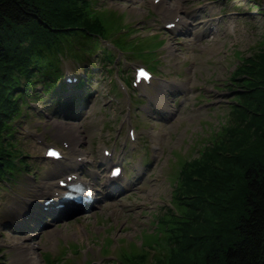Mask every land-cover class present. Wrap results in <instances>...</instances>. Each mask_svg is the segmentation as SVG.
Wrapping results in <instances>:
<instances>
[{
    "label": "rangeland",
    "instance_id": "obj_1",
    "mask_svg": "<svg viewBox=\"0 0 264 264\" xmlns=\"http://www.w3.org/2000/svg\"><path fill=\"white\" fill-rule=\"evenodd\" d=\"M158 3L95 0L109 27L103 35L107 40L100 44L109 48L115 61L106 62L100 50L79 60L59 57L62 80L72 75L84 79L86 72H92L83 85L87 92L82 100L74 104L73 96H67L69 104H55L58 87L41 94L38 80L29 105L13 120L17 146L29 166L15 179L0 182L2 264H29L22 258L29 247L38 264H52L48 255L60 259L53 264L112 263L130 243L141 245L150 233L160 234L159 216L168 207L179 210L180 171L188 173L194 158L213 141L228 139L231 132L225 129L235 125L230 110L240 89L230 78L245 57L264 47V0H166L161 8L155 6ZM164 8H170L169 13L181 8L184 18L193 14L203 22L169 28L167 21L174 17L167 16ZM139 65L156 70L149 85L132 84ZM68 82L65 93L71 94L77 90L76 82ZM51 145L63 150L60 160L45 157ZM103 148L111 151L110 156ZM249 148L254 154L263 153L264 143L256 136L241 154ZM78 153L83 155L77 177L93 185L96 200L80 212H54L51 205H43L42 186L55 177L65 179L64 174L72 171L67 170L70 159ZM119 162L122 174L111 182L108 169ZM241 168L220 188L224 201L217 221L228 227L234 215L230 205L238 204L244 185ZM213 214L212 208L205 228L209 239L218 240L211 229ZM212 245L194 256L197 264H203ZM150 247L147 244L148 259L161 252Z\"/></svg>",
    "mask_w": 264,
    "mask_h": 264
},
{
    "label": "trees",
    "instance_id": "obj_2",
    "mask_svg": "<svg viewBox=\"0 0 264 264\" xmlns=\"http://www.w3.org/2000/svg\"><path fill=\"white\" fill-rule=\"evenodd\" d=\"M108 30L95 0H0V182L28 170L13 120L29 105L38 80L41 94L58 87L54 103L69 104L59 57L79 60L100 50L106 62H114V55L99 41ZM91 74L86 72V78L74 86L83 88ZM230 79L240 89L230 110L235 125L225 129L231 132L228 139L213 141L202 156L194 158L188 173L180 171L176 181L179 210L168 207L159 216L160 234L150 233L148 242L143 238L141 245L130 243L108 264H197V253L215 242L204 254L203 264H264V151L240 152L256 136L264 143V47L245 57ZM86 92L74 93L71 102L79 104L77 100ZM239 165L244 185L238 204L230 205L234 215L228 227L217 221L224 201L220 188ZM212 208L211 229L218 240L209 239L205 228ZM147 244L161 252L148 259ZM47 259L52 264L60 260L50 255Z\"/></svg>",
    "mask_w": 264,
    "mask_h": 264
},
{
    "label": "bare ground",
    "instance_id": "obj_3",
    "mask_svg": "<svg viewBox=\"0 0 264 264\" xmlns=\"http://www.w3.org/2000/svg\"><path fill=\"white\" fill-rule=\"evenodd\" d=\"M166 4V0H160L158 5H155L156 7H164ZM170 10V8H164V11H166V15L167 16H172L174 17V19H171V20H168L167 23H171V22H174L176 21V26H179V25H184V24H193L195 22V24H200L201 22H203V18L199 17V16H196V15H193V14H190L189 16V12H187V15L189 16L188 18H184L183 16H181L179 13H180V10L181 8H178L177 10H172L173 12H168ZM80 142V140L78 142H75L76 144H78ZM74 153H76L77 151V147H73L72 148ZM80 155H83V154H80L78 153L76 155V158L74 159H70V162H69V165L67 167V170H72V171H68V173L64 174L65 175V180H67L68 178V175H75L77 173V169H79L81 166L80 164L82 163L81 160L82 158L80 157ZM84 160H86V158L84 157ZM106 161V160H105ZM55 170H59V169H55ZM63 170H59L57 171L56 173H61L62 174ZM121 172V171H120ZM60 174V175H61ZM57 179V180H56ZM63 177H55L54 180H51L50 182H47L45 183L43 186H42V193L44 192L43 196H44V200L45 198H60V196L64 193V191L66 190L65 187H61L59 185V181L62 180ZM56 180V181H55ZM78 181L77 179H73L71 182H76ZM43 200V201H44ZM23 260H27L28 262L24 261L25 263H29V264H38V260L35 258V257H32L30 254L32 253V249L31 247H29V249L27 250H24L23 252Z\"/></svg>",
    "mask_w": 264,
    "mask_h": 264
},
{
    "label": "snow or ice",
    "instance_id": "obj_4",
    "mask_svg": "<svg viewBox=\"0 0 264 264\" xmlns=\"http://www.w3.org/2000/svg\"><path fill=\"white\" fill-rule=\"evenodd\" d=\"M116 171L119 172V169H117Z\"/></svg>",
    "mask_w": 264,
    "mask_h": 264
}]
</instances>
